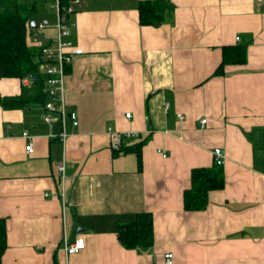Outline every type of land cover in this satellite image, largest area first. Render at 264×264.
<instances>
[{"label": "crops", "instance_id": "crops-1", "mask_svg": "<svg viewBox=\"0 0 264 264\" xmlns=\"http://www.w3.org/2000/svg\"><path fill=\"white\" fill-rule=\"evenodd\" d=\"M19 1L38 3L30 23L45 21L40 36L51 39L54 13L42 0ZM140 1L71 4L67 38L82 53L62 81L78 122H66L64 139L57 121L43 120L42 101L0 106V263L165 264L171 253L172 264H264V0H165L171 17L153 27L138 22ZM242 44L245 61L214 75L221 48ZM31 86L0 77V97ZM111 131L136 137L115 148ZM141 141L138 164L121 148ZM215 148L224 186L186 212L191 170L213 166ZM143 212L152 245L128 250L116 229ZM77 237L84 248L67 255L63 240Z\"/></svg>", "mask_w": 264, "mask_h": 264}, {"label": "trees", "instance_id": "trees-1", "mask_svg": "<svg viewBox=\"0 0 264 264\" xmlns=\"http://www.w3.org/2000/svg\"><path fill=\"white\" fill-rule=\"evenodd\" d=\"M67 5L69 0H60ZM32 3L19 0H0V77H28L34 93L24 91L18 96L0 97V106L7 109H22L29 104L45 103L44 78L38 69V50L27 46L25 35L27 22L37 12ZM138 22L140 25L159 26L170 19L174 6L165 0H143L138 4ZM222 57L214 75L222 74L225 65H241L245 61V45H227L222 48ZM141 143L121 148V152H133L140 163ZM222 169L211 167L194 168L190 173V186L183 191V210L202 211L207 205V193L224 186ZM117 239L126 249L150 247L153 240L152 215L148 212L137 213L134 219L117 227ZM5 219L0 217V257L5 251ZM2 264V263H0Z\"/></svg>", "mask_w": 264, "mask_h": 264}, {"label": "built area", "instance_id": "built-area-1", "mask_svg": "<svg viewBox=\"0 0 264 264\" xmlns=\"http://www.w3.org/2000/svg\"><path fill=\"white\" fill-rule=\"evenodd\" d=\"M44 3L49 2V9L53 10L54 22L52 27L54 28V36L51 39H47L44 35L41 37L40 33L45 31L50 25L45 21L34 22V27L27 22L28 28L25 35V40H27L30 47L37 46L38 50V69L44 76V84L46 86L45 94L46 101L44 103V115L43 120L52 124V122L57 121L61 128L60 138L64 139L66 136V122L69 121L72 126L77 125L76 113L72 111L65 110L64 100L62 98V88H63V78L65 76L66 66L71 63V61L82 53V49L72 43L67 37L70 35L69 24H67V16L74 12L71 4L77 3L78 0H69L67 5H62L60 0H42ZM52 114H54V119ZM126 117L129 113L125 114ZM178 119L182 117L177 116ZM204 119L200 122L204 123ZM26 137L27 133H23ZM136 135L132 132H126L125 134H120L116 131L109 132V139L111 145L115 148L120 147L121 140L135 138ZM25 152L30 154L32 152V144L26 143ZM160 155L166 157L159 149L157 150ZM215 159V165H221L223 163V155L219 148L213 150ZM58 172H60V177L64 179L65 175L63 172V166H57ZM64 251L67 255L77 253L84 248V242L81 237L75 238L72 242L67 243L63 240ZM165 264L173 263V256L171 253H166L163 255Z\"/></svg>", "mask_w": 264, "mask_h": 264}, {"label": "rangeland", "instance_id": "rangeland-1", "mask_svg": "<svg viewBox=\"0 0 264 264\" xmlns=\"http://www.w3.org/2000/svg\"><path fill=\"white\" fill-rule=\"evenodd\" d=\"M44 4V7H45V10L46 9H48L49 10V7H48V5H49V2L47 3H43ZM37 6H38V3L36 4ZM53 12V10H50V13H52ZM49 13V12H48ZM36 18V17H35ZM34 17H33V19H35Z\"/></svg>", "mask_w": 264, "mask_h": 264}, {"label": "water", "instance_id": "water-1", "mask_svg": "<svg viewBox=\"0 0 264 264\" xmlns=\"http://www.w3.org/2000/svg\"><path fill=\"white\" fill-rule=\"evenodd\" d=\"M30 25H31L32 27H34V25H33V23H32V22L30 23Z\"/></svg>", "mask_w": 264, "mask_h": 264}]
</instances>
